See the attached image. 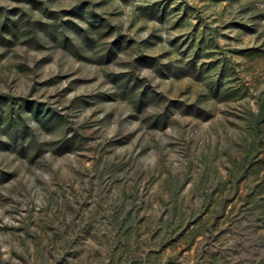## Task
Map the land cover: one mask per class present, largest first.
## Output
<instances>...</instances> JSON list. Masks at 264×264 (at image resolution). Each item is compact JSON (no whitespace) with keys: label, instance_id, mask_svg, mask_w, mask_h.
Returning a JSON list of instances; mask_svg holds the SVG:
<instances>
[{"label":"rangeland","instance_id":"obj_1","mask_svg":"<svg viewBox=\"0 0 264 264\" xmlns=\"http://www.w3.org/2000/svg\"><path fill=\"white\" fill-rule=\"evenodd\" d=\"M0 264H264V0H0Z\"/></svg>","mask_w":264,"mask_h":264}]
</instances>
